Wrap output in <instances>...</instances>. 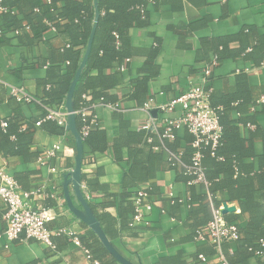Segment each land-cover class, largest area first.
I'll use <instances>...</instances> for the list:
<instances>
[{
  "label": "crops",
  "instance_id": "crops-1",
  "mask_svg": "<svg viewBox=\"0 0 264 264\" xmlns=\"http://www.w3.org/2000/svg\"><path fill=\"white\" fill-rule=\"evenodd\" d=\"M98 1H93L91 32L59 106L66 116L64 134L45 127L53 120L47 118L52 108L41 97L51 65L43 59L52 49L67 46L69 38L53 30L41 42L24 45L15 33H7L9 41L0 44V118L8 120L20 110L26 120L34 121L30 150L40 152L25 160L0 150V169L15 177L22 190L42 192L38 204L54 215L47 227L55 246L26 238L25 232L9 240L4 233L6 205L0 200V264H101L82 242L91 232L122 259L116 257L119 264H263L236 242H225L218 250L209 240H196L198 229L212 219L214 206L228 194L212 192L207 180L193 179L189 157L194 136L187 128H176L174 138L162 135L165 120L182 112L181 105L171 111L163 105L188 90L199 80L204 63L216 59L207 84L211 101L224 108L223 124L238 132V141L228 140L229 150L242 156L241 178L236 172L220 171L217 180L224 182L230 176L237 190H263L264 103L258 101L264 97V0H145L143 23H132L123 41L113 32L116 48L124 44L121 48L127 55L103 69L116 84L104 89L107 96L96 99L93 108L103 130L102 136L93 135L96 148L83 139L79 142L73 92L92 48L100 17ZM54 65L60 66L61 74L68 72L67 61ZM98 73L96 68L90 71L91 76ZM14 86L35 99L17 101L11 94ZM108 104L119 106L111 109ZM55 144H61L60 152L47 157ZM247 148L253 153L243 157ZM231 158L230 153L221 160ZM140 186L156 206L147 221L134 222L133 205L121 198ZM224 209L240 212L236 201L225 202ZM227 217L245 227L250 214Z\"/></svg>",
  "mask_w": 264,
  "mask_h": 264
},
{
  "label": "trees",
  "instance_id": "trees-1",
  "mask_svg": "<svg viewBox=\"0 0 264 264\" xmlns=\"http://www.w3.org/2000/svg\"><path fill=\"white\" fill-rule=\"evenodd\" d=\"M93 1L94 0L0 1V6L5 8V10L0 12L2 21V25H0V44L9 41V38L6 37L7 33H15L22 44L34 45L41 42L47 33L53 31V28H55L57 34H63L69 38L67 46L62 49H52L43 59L45 63L49 62L51 65L48 67V77L43 81L46 88L45 95L41 97V101L52 109H59L74 79L80 60L81 49L87 44L93 24ZM59 3H62V5H59ZM145 5V0L98 1L100 17L95 29L92 48L87 60L86 69L81 74L73 92L79 133L82 132L83 126L86 123L90 124L89 132L83 137V140L93 147H98L93 143V135H103V130L100 128L98 122H92V118L95 116L93 108L96 99L103 96L106 97L107 95L104 94V89L109 88L110 85L116 84V79L112 78L111 80L110 76L104 75L103 69L110 67L114 61L119 60L121 62L127 55L124 49L121 48L124 44L120 46V48H116V38L113 32L116 31L121 41H123L127 28L132 25V23L135 25L143 23L141 7H145ZM62 61H67L69 63L68 72L65 74H61L59 65H54ZM94 68L99 71L97 76L90 75V71ZM211 105L213 106L212 101ZM215 108H218L220 115L222 135L220 143L215 149L212 148L211 144L202 146V163L204 166L205 178L212 192L220 190L228 194V199L221 201L220 204L222 202L234 201L238 203L240 212L228 214L240 215L245 211L250 214V218L245 227H240L238 224L240 237L235 242L239 249H244L247 254L256 256V251L264 250V243L261 242V240L264 241V173L262 175L263 190L257 192L253 190L243 191L235 189L231 186L232 181L230 176L229 179L224 182L217 180V175L220 171H227L229 174L236 172L237 177L241 178L242 171L240 170L238 159L242 156L233 149L229 150L227 146L228 140L237 139L238 141V132H236L235 129L231 132L232 128L223 124L221 118L224 113V108ZM83 109L86 111L90 109L91 113L89 116L84 117L81 113H78ZM84 118L86 119L85 121ZM3 122L6 123L5 127L2 126ZM34 123L35 122L32 120H26L20 110L15 111L13 116L8 120H2L0 118V150L5 153L22 155L25 160L38 157L40 152L30 150V146L34 143ZM44 125H46L45 127L51 132L59 134L65 133L64 128L58 125L55 120L46 121ZM253 135L255 136L256 134H252V136ZM261 138L264 142V131L261 132ZM240 141L242 142L243 140L240 139ZM100 148L102 149V147ZM233 152L235 153L232 154ZM246 152L247 153L241 155L245 157L253 153L252 149L249 148H247ZM193 153L194 148L192 146L189 157L190 167L192 165ZM230 153L232 155L231 160L223 162L221 158H227ZM260 166L264 170V153L260 157ZM191 175L193 179H195L194 174L192 173ZM245 176H247L246 173L244 177ZM245 179L247 181L245 183L247 187H249L251 181H249L248 176ZM135 196L136 191H130L124 192V196L121 198V202L123 201L127 206L133 205L134 214ZM228 214H226L227 219ZM82 242L92 251L93 259L98 260L101 264H119L116 256L102 244L93 232L89 234L86 240L82 237Z\"/></svg>",
  "mask_w": 264,
  "mask_h": 264
},
{
  "label": "built area",
  "instance_id": "built-area-1",
  "mask_svg": "<svg viewBox=\"0 0 264 264\" xmlns=\"http://www.w3.org/2000/svg\"><path fill=\"white\" fill-rule=\"evenodd\" d=\"M3 10L5 8L0 6V12ZM53 30L55 31V28ZM217 63L216 59L211 62H205L200 70L199 80L192 82L188 90L163 105L164 109L169 111L176 105L182 106V112L178 118H167L165 120V131L162 136L174 138L175 129L182 126L193 134L194 140L192 146L194 153L191 169L195 176L194 180L199 182H207L202 163V146L211 144L212 148L215 149L220 143L222 135L218 108L211 105L210 95L212 89L207 86L209 80L212 78L213 68ZM11 94L19 102H31L35 99L23 87H12ZM258 102L264 103V97ZM106 106L113 109L118 108L119 104H108ZM78 113H81L84 117L89 116V113L85 109ZM47 118L55 120L61 126L66 124L65 112H62L60 109H50L47 112ZM92 122H98L96 116H93ZM2 126L5 127L6 123L3 122ZM89 129L90 124L86 123L80 133L82 138L88 134ZM60 150L61 144H55L47 151V157L57 155ZM174 157L177 159V155ZM0 179V200L6 205V229L4 232L6 237L13 241L19 238L22 232H25L26 238L35 239L54 248L52 233L47 227V222L54 218V215L50 214L48 209L38 204L42 192L40 190H22L15 177L5 172L4 169H0ZM224 203L222 202L219 206H214L212 219L203 228L199 229L196 235L197 241L209 240L218 250H220L223 243L235 242L240 237L238 223L226 218ZM134 205V222L147 221L150 212L156 206L150 200L143 186L136 189ZM233 212L235 213V211ZM228 213H231V211ZM261 242L264 243L263 240ZM87 253L91 257L88 251ZM256 257L260 258L264 264V250L256 251ZM200 259L206 261L207 258L201 255ZM95 263L99 264L97 261Z\"/></svg>",
  "mask_w": 264,
  "mask_h": 264
},
{
  "label": "water",
  "instance_id": "water-1",
  "mask_svg": "<svg viewBox=\"0 0 264 264\" xmlns=\"http://www.w3.org/2000/svg\"><path fill=\"white\" fill-rule=\"evenodd\" d=\"M79 136H80L79 142L81 143V142H82L81 140H82L83 138H82V136H81L80 133H79ZM228 212H229V210H227V209L224 210V213H225V214H227ZM111 252H112V253H113V254H114L119 260H122V259H121L117 254H115L113 251H111ZM127 264H131V263H127Z\"/></svg>",
  "mask_w": 264,
  "mask_h": 264
}]
</instances>
